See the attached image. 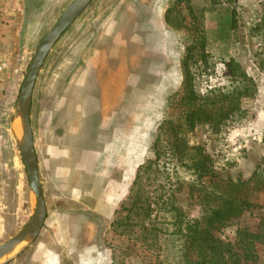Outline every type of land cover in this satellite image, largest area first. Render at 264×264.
Segmentation results:
<instances>
[{"label": "rangeland", "instance_id": "obj_1", "mask_svg": "<svg viewBox=\"0 0 264 264\" xmlns=\"http://www.w3.org/2000/svg\"><path fill=\"white\" fill-rule=\"evenodd\" d=\"M71 1L0 0V61L8 65L0 100V245L21 229L33 206L14 136L19 128L13 116L15 104L37 44ZM168 9L170 23L164 20ZM200 33L205 39L203 50L197 42ZM189 45L194 47L189 73L198 96L239 89L241 74L250 79L249 87L254 85L251 95L240 99V119L230 121L219 133L207 125L184 133L189 145L203 148L213 176L201 184L194 182L192 172L165 150L163 138L159 146L163 156L141 178L153 211L149 218L128 216L126 211L115 214L126 202L134 174L124 180L123 199L110 219L95 215L89 225L67 227L76 240L63 242L47 237L55 226L49 223L7 264L24 262L36 242L52 244L60 264H183L182 242L179 236H171L178 225L166 213L167 200L183 214L184 229L187 221L201 216L202 184L212 188L227 181H248L264 165V0H93L48 53L35 82L30 111L34 139L40 140L41 123L50 122L55 109L59 110L55 124L65 138L79 121L84 97L83 87L72 80L95 72L98 66L99 72L120 78L122 121L124 128H130L124 134H132L128 146H138L139 166L154 161L152 143L158 126L169 115L180 124L179 113L187 109L176 100L182 97L181 65ZM174 94L178 95L169 107L168 98ZM79 143L83 146V138ZM71 163L68 168L73 170ZM129 166L124 162V169ZM42 170L48 184L45 165ZM91 198L84 195L81 202L94 204ZM250 201L254 206L215 229L214 237L237 248L238 229H264L262 194L251 196ZM245 264H264V245L258 248L257 259Z\"/></svg>", "mask_w": 264, "mask_h": 264}, {"label": "crops", "instance_id": "obj_2", "mask_svg": "<svg viewBox=\"0 0 264 264\" xmlns=\"http://www.w3.org/2000/svg\"><path fill=\"white\" fill-rule=\"evenodd\" d=\"M96 68L95 72H84L72 80L76 86L83 87L84 97L79 121L67 131L65 138L60 134L61 126L55 124L58 109L51 114L50 122L41 123L40 140L33 136L47 209L44 226L55 225L47 237L55 236L58 242L76 240L75 233L67 227L89 225L95 215L110 219L123 199L124 180L136 175L139 167L138 146L130 143L128 146L132 134H124V129L130 128H124L122 121L120 78ZM71 161L73 170L68 168ZM124 162L130 164L129 168L124 169ZM44 165L48 184L43 180ZM73 175L78 182H72ZM83 186H90V190ZM84 195L93 197L89 201L94 204L84 205L81 202ZM70 204L75 207L68 208ZM50 245L36 242L29 248L24 262L13 263L60 264L59 253Z\"/></svg>", "mask_w": 264, "mask_h": 264}, {"label": "trees", "instance_id": "obj_3", "mask_svg": "<svg viewBox=\"0 0 264 264\" xmlns=\"http://www.w3.org/2000/svg\"><path fill=\"white\" fill-rule=\"evenodd\" d=\"M170 12L171 9H168L165 13L164 20L166 23H170ZM197 42L199 49L203 50L205 39L202 33L198 35ZM193 50V46H186L181 65L184 72L182 97L180 100H176V103L187 107L184 112L179 113V115H183V120L180 124L176 123L173 117L169 115L158 126L152 143L155 159L138 167L126 202L116 211V216L125 211L128 216L131 214L143 216L142 218L151 216L153 211L150 209V198L143 191L144 185L141 178L142 174L150 171L163 156L160 154L162 149L159 148L162 146L163 138L167 139L165 150L170 152V157L176 159L178 164L192 172L193 181H198L201 184L204 178L213 176L210 159L204 154L201 146L189 145L184 133L191 132L198 126L206 125L213 132L219 133L227 123L240 119L243 115L240 99L251 95L250 89L254 85L248 86L250 79L241 74V87L239 89L228 92L211 91L205 96H198L192 88L188 65L189 60L192 59ZM228 68L234 71V67L231 65H228ZM177 95L169 96V107L175 102ZM173 108H178V106ZM179 118L180 116L178 120L181 119ZM201 191L204 197L201 216L187 221L184 229H182L183 214L173 203H169V200L166 203L169 207L166 213L170 214L173 223L178 225L177 231L171 233V236H179L182 242L180 261L183 264H245L247 261L256 260L258 248L264 245V229H238L237 248L214 237L213 231L230 220L240 217L245 211L253 207L255 203L250 201L251 196L262 194L264 199V165L257 168L248 181H227L223 182L221 186L214 185L212 188L202 184ZM115 223L116 221H113L112 226ZM193 253H195V259L191 258Z\"/></svg>", "mask_w": 264, "mask_h": 264}, {"label": "water", "instance_id": "obj_4", "mask_svg": "<svg viewBox=\"0 0 264 264\" xmlns=\"http://www.w3.org/2000/svg\"><path fill=\"white\" fill-rule=\"evenodd\" d=\"M92 1L72 0L64 8L54 26L42 36L37 44L20 87L13 114L14 120L19 124V128L17 132L14 131V136L26 173L29 191L33 197V206L28 220L21 229L0 245V264H7L14 260L26 247L33 243L44 226L47 209L43 198L42 184L39 179L30 115L33 90L38 73L52 46ZM6 256L8 257L3 259Z\"/></svg>", "mask_w": 264, "mask_h": 264}, {"label": "built area", "instance_id": "obj_5", "mask_svg": "<svg viewBox=\"0 0 264 264\" xmlns=\"http://www.w3.org/2000/svg\"><path fill=\"white\" fill-rule=\"evenodd\" d=\"M7 68V63L5 61H0V100L4 91V84L7 76Z\"/></svg>", "mask_w": 264, "mask_h": 264}, {"label": "bare ground", "instance_id": "obj_6", "mask_svg": "<svg viewBox=\"0 0 264 264\" xmlns=\"http://www.w3.org/2000/svg\"><path fill=\"white\" fill-rule=\"evenodd\" d=\"M12 254H14V252H12ZM12 254H9V255H12ZM9 255H8V256H9ZM8 256L4 257L3 259L7 258ZM1 261H2V260H1Z\"/></svg>", "mask_w": 264, "mask_h": 264}]
</instances>
